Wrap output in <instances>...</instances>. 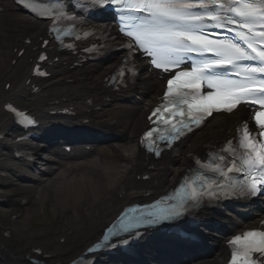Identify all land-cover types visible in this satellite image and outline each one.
I'll use <instances>...</instances> for the list:
<instances>
[{
	"label": "snow or ice",
	"instance_id": "1",
	"mask_svg": "<svg viewBox=\"0 0 264 264\" xmlns=\"http://www.w3.org/2000/svg\"><path fill=\"white\" fill-rule=\"evenodd\" d=\"M18 2L36 11L34 0ZM88 7L112 8L120 14L119 19L125 22L121 31L132 40L126 45L129 54L125 66L135 52H142L156 69L165 73L176 70L167 80L163 104L153 110V116L161 109L169 112L164 123L170 127L148 141L149 151L159 155L157 140L170 147L186 132L201 126L214 111L231 113L241 104L260 106L255 123L264 129V0H88ZM45 15L52 18L50 31L56 33L58 41L75 34V24L84 22L67 14L64 5ZM65 22L67 27L58 26ZM40 59L45 57L41 55ZM186 63L191 67L180 70ZM120 75L123 77L124 71ZM16 114L28 124L34 123L24 113ZM172 116L179 119L173 121ZM155 131L146 132L145 138ZM238 132L235 144L229 140L203 162L195 160L196 166L179 187L156 202L164 207L125 216L87 251L112 246V238H119L121 233L131 237L133 233L139 235L136 230L142 226L178 219L189 208L200 206L206 197L252 198L264 193V131L251 133L245 123ZM227 243L231 249L229 264H257L254 254L264 257V231L247 230Z\"/></svg>",
	"mask_w": 264,
	"mask_h": 264
},
{
	"label": "bare ground",
	"instance_id": "2",
	"mask_svg": "<svg viewBox=\"0 0 264 264\" xmlns=\"http://www.w3.org/2000/svg\"><path fill=\"white\" fill-rule=\"evenodd\" d=\"M29 29L30 27H24L16 33L25 35L24 31ZM4 32L7 31L4 30ZM30 55L31 53L28 52V56ZM96 67L97 65L89 67L87 71L76 74V70H59L51 80L54 82L52 86L55 89L49 88L46 91L59 98L70 97L76 86H83L84 94L92 97L95 104L90 105L89 103L78 101L76 104L79 105L77 111L80 112V115L74 118V121L80 123L82 118L89 117L94 125L108 128L107 126H102L103 122H95L93 120V117L102 120L103 113L94 112L93 108L104 102V98L111 96L109 90L103 88L99 81L89 80L88 75L96 72ZM72 74H75L74 78H79V80L72 85H65L62 82L63 79ZM8 77L11 76L8 75ZM160 87V81L157 78L146 79L145 76H142L131 92L132 95L135 94L133 99L129 100L128 98L122 101L126 104L121 102L113 103L116 109L111 107L108 114L113 116L120 112L133 114L139 112V110L143 111L145 105L153 103V98L160 92ZM1 90L2 85L0 84ZM20 95H26L21 90V84L17 86L14 98H19ZM49 100L54 99L52 97L43 100L42 106L47 107L45 103ZM32 104L34 105L35 114L45 118L46 116L43 113L47 109H43L37 104ZM107 119H104V122ZM245 119V117L238 115L230 117L216 115L202 131L177 145L168 159L158 164L159 170L151 173L155 175V179L150 180L148 183L138 182L133 178L137 173L136 169H139L142 164L141 161H134L133 159L134 154H136L137 134L145 125L143 115H138L131 121L117 126L115 130L121 137L120 141L98 149L101 153L98 159L99 164L91 163L86 167V171L83 174L70 175L65 178H49V185L46 183L42 185V187H46L44 190L48 189L51 194L48 198L42 195L43 189L35 197L28 188L30 186L28 182L11 185L8 194L22 193L21 197L29 199V203L24 207V210L29 214L28 218L30 217V219L38 215L40 207L47 199L52 197L51 208L55 214V220L54 223L47 225L41 222V227L32 231L24 229L31 225L27 222L22 227L16 228L17 231L11 236L12 240L3 239L0 235V264H28L24 257L31 251L32 247L49 249L50 252L56 254L53 259L54 262H63L71 259L98 236L104 225L113 218L124 204L143 199L142 195L144 193L149 192L153 196L170 188L177 182L183 169L190 164L191 158L200 153L201 146L204 143L227 137L228 131L230 133L234 132L237 125ZM0 124V131H3L8 128L9 120L2 115ZM44 128L47 135L52 134L50 127ZM71 128L74 127H69L68 129ZM117 145L118 148H115ZM7 156V154L4 155L5 158ZM127 162H135L132 172H127ZM1 164L2 162L0 161ZM3 170L15 175L17 179L22 181L31 178L27 171L21 167H11ZM47 172L49 173V171ZM8 207L9 210L20 209L14 198L8 202ZM211 212L203 211V214H212ZM221 218L227 219L228 214L223 213ZM4 229H8L5 221L0 222V232ZM204 229L202 227L205 237L210 240L208 237L212 234L207 233ZM198 230L200 231V228ZM62 237L66 238L65 243L58 244L56 241ZM225 253L221 252L216 255L213 264H218L226 256ZM11 256H16V259H12Z\"/></svg>",
	"mask_w": 264,
	"mask_h": 264
},
{
	"label": "rangeland",
	"instance_id": "3",
	"mask_svg": "<svg viewBox=\"0 0 264 264\" xmlns=\"http://www.w3.org/2000/svg\"><path fill=\"white\" fill-rule=\"evenodd\" d=\"M42 215L43 220H45V222H49L52 218V213L50 211L46 212L45 214H43L41 211H39V215ZM41 221V219L39 220V222ZM41 226L40 224L38 225V227Z\"/></svg>",
	"mask_w": 264,
	"mask_h": 264
}]
</instances>
